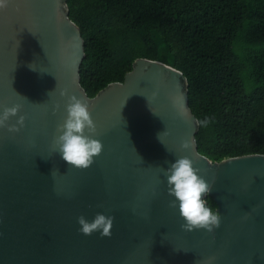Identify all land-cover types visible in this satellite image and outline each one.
<instances>
[{"label":"water","instance_id":"water-1","mask_svg":"<svg viewBox=\"0 0 264 264\" xmlns=\"http://www.w3.org/2000/svg\"><path fill=\"white\" fill-rule=\"evenodd\" d=\"M84 57L67 0H9L0 10V113L19 104L7 123L25 117L19 132L0 128V264H264V154H200L180 70L139 58L122 83L89 98ZM72 95L89 103L90 135L103 145L87 169L53 143ZM183 156L212 184L205 199L221 222L211 233L184 231L178 204L170 207L163 169ZM97 213L115 218L110 237L78 230L79 216Z\"/></svg>","mask_w":264,"mask_h":264},{"label":"trees","instance_id":"trees-1","mask_svg":"<svg viewBox=\"0 0 264 264\" xmlns=\"http://www.w3.org/2000/svg\"><path fill=\"white\" fill-rule=\"evenodd\" d=\"M84 39L89 98L139 58L180 70L211 161L264 154V0H67ZM215 214L212 198H207Z\"/></svg>","mask_w":264,"mask_h":264},{"label":"clouds","instance_id":"clouds-1","mask_svg":"<svg viewBox=\"0 0 264 264\" xmlns=\"http://www.w3.org/2000/svg\"><path fill=\"white\" fill-rule=\"evenodd\" d=\"M9 0H0V10L8 6ZM18 40V47H19ZM30 68L35 70L32 65ZM60 95L67 96V89L60 92ZM156 93H153L155 97ZM127 100V99H126ZM148 101V100H147ZM20 105L3 108L0 113V128L7 127L9 132H19L24 126V116H19L16 125H8L10 117L17 116ZM67 116L63 123L59 124L56 129L53 143L56 152L60 157L68 163V165L77 169H87L94 163V157L101 154L103 145L100 140L92 138L96 133V124L91 117L89 111V103L83 102L77 96L72 95L68 98L66 105ZM186 113L183 109L179 115L184 116ZM208 120L198 121L199 124L206 126ZM87 133L89 134H86ZM165 132H163L164 134ZM161 133L158 134L160 140ZM181 147L190 150L191 143L185 140ZM194 161L187 156L180 157L171 163L167 169H163V174L167 179L168 195L174 197L170 201V207H179V213L184 223L181 228L186 232L196 229H205L209 233L220 226V213L213 211L206 206L205 197L212 192V184L208 183L203 177L197 173L200 171L195 168ZM113 216H105L97 213L93 220L89 222L83 215L77 218L78 224L81 226L78 230L84 235H91L99 232L102 237H110L111 229L114 222ZM213 258H209L210 261Z\"/></svg>","mask_w":264,"mask_h":264}]
</instances>
